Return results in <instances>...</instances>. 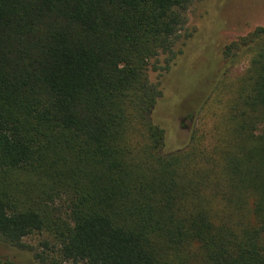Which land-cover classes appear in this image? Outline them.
Listing matches in <instances>:
<instances>
[{
	"label": "trees",
	"instance_id": "obj_1",
	"mask_svg": "<svg viewBox=\"0 0 264 264\" xmlns=\"http://www.w3.org/2000/svg\"><path fill=\"white\" fill-rule=\"evenodd\" d=\"M194 1L0 0V264H264V27L207 134L150 118Z\"/></svg>",
	"mask_w": 264,
	"mask_h": 264
},
{
	"label": "rangeland",
	"instance_id": "obj_2",
	"mask_svg": "<svg viewBox=\"0 0 264 264\" xmlns=\"http://www.w3.org/2000/svg\"><path fill=\"white\" fill-rule=\"evenodd\" d=\"M256 27H264V0H195L189 7L169 70L149 73L162 91L150 118L165 131L167 152L183 147L194 129L207 134L212 127L217 103L206 98L227 63L223 50ZM163 60L159 58L158 67ZM229 63L220 80L230 83L246 66L247 56ZM40 241L33 237L26 243L36 246Z\"/></svg>",
	"mask_w": 264,
	"mask_h": 264
},
{
	"label": "water",
	"instance_id": "obj_3",
	"mask_svg": "<svg viewBox=\"0 0 264 264\" xmlns=\"http://www.w3.org/2000/svg\"><path fill=\"white\" fill-rule=\"evenodd\" d=\"M188 119H189L190 121H192L193 117H192V116H189Z\"/></svg>",
	"mask_w": 264,
	"mask_h": 264
}]
</instances>
